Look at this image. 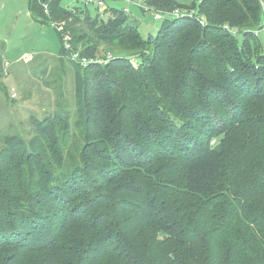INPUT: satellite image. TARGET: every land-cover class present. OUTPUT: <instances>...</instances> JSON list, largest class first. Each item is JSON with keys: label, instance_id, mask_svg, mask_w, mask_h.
Returning a JSON list of instances; mask_svg holds the SVG:
<instances>
[{"label": "trees", "instance_id": "16d2710c", "mask_svg": "<svg viewBox=\"0 0 264 264\" xmlns=\"http://www.w3.org/2000/svg\"><path fill=\"white\" fill-rule=\"evenodd\" d=\"M147 6L199 19L145 39L123 10L30 0L74 69L75 113L0 152V264H264V0ZM78 50L114 59L83 69Z\"/></svg>", "mask_w": 264, "mask_h": 264}, {"label": "rangeland", "instance_id": "374dc122", "mask_svg": "<svg viewBox=\"0 0 264 264\" xmlns=\"http://www.w3.org/2000/svg\"><path fill=\"white\" fill-rule=\"evenodd\" d=\"M177 1L187 6L193 3V0ZM29 2L0 0V53L9 55L1 60L0 66V152L9 142L15 146L19 143L28 145L37 136L32 123L34 118L43 120L63 108L75 113L74 69L67 60L60 62L61 40L58 32L49 22L35 20ZM147 2L105 0V8L91 6L89 10L96 16L107 9H129V16L140 22V32L148 39L158 35L163 22L156 21L151 14L138 7L139 4L147 5ZM62 6L71 11L83 5L76 0H62ZM176 10L193 11L188 8L157 11L166 15ZM252 49H255V58L263 62L260 59L264 57V31L252 42ZM25 56L29 57L28 61ZM14 93L17 98L12 97ZM75 145L78 149L83 148L84 142L77 137ZM73 161L77 162L76 156Z\"/></svg>", "mask_w": 264, "mask_h": 264}, {"label": "built area", "instance_id": "2783aa9c", "mask_svg": "<svg viewBox=\"0 0 264 264\" xmlns=\"http://www.w3.org/2000/svg\"><path fill=\"white\" fill-rule=\"evenodd\" d=\"M76 1L83 5L81 7H85V8L95 6L98 9H102V8H105V5H106L105 0H76ZM129 3H131V2H129ZM138 7L141 10H143V12H145L147 14H151L156 21H164L169 17H184V16H190V17L199 19L198 16L196 15V11L189 12V11H185V10H182V11L176 10L171 14L165 15L164 13L157 11L155 9H152L151 7H149L147 5L143 6V5L139 4ZM46 8H47V6H46ZM125 12L127 14H130L129 9H126ZM201 24H204V22L201 21ZM54 26L57 28V30L61 34H63L62 40H63L64 48L67 51H73L72 43L70 41L71 38L68 35L64 34V26L60 25V24H56V23L54 24ZM262 31H264V29H262L260 32H258L257 36H260V33ZM238 33L239 32L236 31L235 34H238ZM72 59L75 61V63L79 67L86 69V68L91 67V66L108 65L114 59V54L111 52H108V53H103L101 55H97L95 57H86V56H82L81 52L78 50L77 52H73ZM25 60L28 61L29 57L25 56ZM131 63H132V66L137 67V62L135 60H132ZM8 64L9 63H7L6 67H8ZM12 97L17 98V94L14 93L12 95Z\"/></svg>", "mask_w": 264, "mask_h": 264}, {"label": "crops", "instance_id": "0c3cea01", "mask_svg": "<svg viewBox=\"0 0 264 264\" xmlns=\"http://www.w3.org/2000/svg\"><path fill=\"white\" fill-rule=\"evenodd\" d=\"M6 56H9V55H6V53L4 52V53H0V66H1V60L2 59H5L6 58ZM60 62H61V57H60ZM73 76V75H72Z\"/></svg>", "mask_w": 264, "mask_h": 264}]
</instances>
